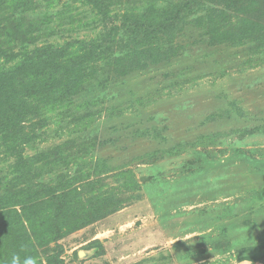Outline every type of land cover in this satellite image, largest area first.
<instances>
[{
    "label": "rangeland",
    "instance_id": "obj_1",
    "mask_svg": "<svg viewBox=\"0 0 264 264\" xmlns=\"http://www.w3.org/2000/svg\"><path fill=\"white\" fill-rule=\"evenodd\" d=\"M0 2L3 69L51 50L77 67L32 103L22 172L0 140V195L29 170L62 196L0 217V264L28 246L36 264H264V0ZM102 41L119 60L77 66Z\"/></svg>",
    "mask_w": 264,
    "mask_h": 264
},
{
    "label": "trees",
    "instance_id": "obj_2",
    "mask_svg": "<svg viewBox=\"0 0 264 264\" xmlns=\"http://www.w3.org/2000/svg\"><path fill=\"white\" fill-rule=\"evenodd\" d=\"M2 4L3 2H0V8ZM188 4L190 5V9H192L195 2H190ZM259 18H264V10L262 8H259L258 20H260ZM215 28L218 30L217 26H215ZM229 30L230 27H228L227 30L223 32V34L229 35L231 33ZM169 31V25L159 28L156 34L157 36L161 35V37L158 36L159 40L152 42L149 46L158 45L160 40H164V37L169 38L167 39L168 42L170 41L169 44L173 43V38H171V32L169 33ZM13 33H17V31H13ZM153 37V34H148L144 38V42L141 41V38L139 40H135L133 44L130 41L131 46L127 48L125 53L123 52L126 55V58H129L130 60V56L136 54V52L141 48H145L148 45L147 42L150 43L149 41L152 40ZM110 45V43H105V41H102L98 46H91V48L89 47L82 55L76 58H79V65L77 66H85L86 68V65H94L103 58L107 59L108 57H111L112 59L113 55H120L122 53L123 49H119L120 52L115 53L114 47ZM40 49L41 48H36L35 50L40 51ZM174 51L175 49L172 52L175 53ZM55 53H57V51L51 50V56L49 57L39 55L35 58H29L26 61L19 62L16 67L10 68L8 70L2 68V66L5 64H0V140H2L5 145H8L7 147L14 149L17 148L20 150V152L16 155L17 161L15 166L19 165V167H21V172L22 169L26 168V161L21 152V147L26 148L30 146L33 144V140L37 138V135H40V130L32 137H30L29 133L27 132V119L29 117H34L36 109L40 110L39 106L34 107L32 103L41 101L44 102L55 97L54 94H51L52 89L58 91L57 85L54 86V77L60 79L59 82H64L66 79L65 73L70 74L77 68L76 66L72 65V63L58 62V57H56L57 55H54ZM113 60H119V58L112 59L111 62L110 60L105 61L106 63L111 64ZM131 63H139V61L134 60L131 61ZM59 71L61 73L57 74ZM47 75L51 76L52 80H46L44 82H40L38 80L41 76L44 77ZM51 83H53V85H50ZM41 84L45 85V90L42 88ZM13 139H16V141ZM26 175L30 176L31 179V172L29 170H27ZM23 176H25L24 173ZM30 179L26 181L22 187L17 188L16 192H11V194H9L6 190L4 194L0 195V204H8V206H4L0 209V217H16L12 219H18V221H20L19 217L21 216V213L26 214L27 212H31L34 209L40 208L43 206L41 204H53L61 202L62 196H60L57 190H52L49 187L50 184L35 182ZM13 203L21 204H14L13 209L9 208V205H13ZM19 208L21 209V213L18 211ZM56 208L58 207L56 206ZM8 222L11 224V226H13V228L10 230V234H12L13 239L17 240L18 237H25L26 244H30L32 239L39 241L40 236H37L34 232L33 235H30V229H25L23 222H21L18 226L14 225L11 221ZM33 247L34 246H28L23 250V252H19L18 254L22 256L31 255L32 253L30 252L32 251ZM32 256L34 257V255Z\"/></svg>",
    "mask_w": 264,
    "mask_h": 264
},
{
    "label": "clouds",
    "instance_id": "obj_3",
    "mask_svg": "<svg viewBox=\"0 0 264 264\" xmlns=\"http://www.w3.org/2000/svg\"><path fill=\"white\" fill-rule=\"evenodd\" d=\"M8 264H36V260L31 255L21 257V255L17 253L10 257Z\"/></svg>",
    "mask_w": 264,
    "mask_h": 264
}]
</instances>
